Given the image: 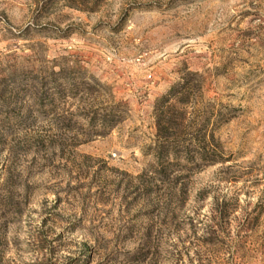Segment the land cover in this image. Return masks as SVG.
I'll return each mask as SVG.
<instances>
[{
	"label": "rangeland",
	"instance_id": "374dc122",
	"mask_svg": "<svg viewBox=\"0 0 264 264\" xmlns=\"http://www.w3.org/2000/svg\"><path fill=\"white\" fill-rule=\"evenodd\" d=\"M0 264H264V0H0Z\"/></svg>",
	"mask_w": 264,
	"mask_h": 264
}]
</instances>
